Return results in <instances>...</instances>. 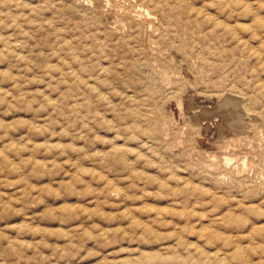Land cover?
<instances>
[{
	"label": "rangeland",
	"instance_id": "obj_1",
	"mask_svg": "<svg viewBox=\"0 0 264 264\" xmlns=\"http://www.w3.org/2000/svg\"><path fill=\"white\" fill-rule=\"evenodd\" d=\"M0 264H264V0H0Z\"/></svg>",
	"mask_w": 264,
	"mask_h": 264
},
{
	"label": "bare ground",
	"instance_id": "obj_2",
	"mask_svg": "<svg viewBox=\"0 0 264 264\" xmlns=\"http://www.w3.org/2000/svg\"><path fill=\"white\" fill-rule=\"evenodd\" d=\"M228 100H229V99H228ZM220 101H221V100H220ZM220 101H218V102L215 104V105H216L215 107H216V109H217V110L215 109V112H218V113H220V114H221V113L223 114L227 109H225V111H223V108H221V109H222V110H221V109H219V108H220L219 106H222V107H223V104H228L230 101L225 102V103L223 102L222 104L220 103ZM231 102H232V101H231ZM233 103H234V101H233ZM229 104H230V103H229ZM229 104H228V105H229ZM230 105H232V104H230ZM235 105H236V104H235ZM235 105H234V106H235ZM232 106H233V105H232ZM215 107H213L212 109L214 110ZM218 107H219V108H218ZM226 107H228V106L226 105ZM230 107H231V106H230ZM210 108H211V107H210ZM210 108L208 107V109H207V108L205 107V108H203L202 111H203L205 114H210V113H211V110H212V109H210ZM224 108H225V106H224ZM228 108H229V107H228ZM232 108H233V107H232ZM233 109H234V108H233ZM213 110H212V111H213ZM229 110H232V109L229 108ZM229 110H227V111H229ZM227 111H226V113H227ZM200 112H201V111H200ZM236 113H237V112H236ZM202 114H203V113H202ZM234 118H235V117H234ZM240 118H242V117H240ZM240 118H239V117L237 118V119H238L237 121H238L239 123H236L235 121H233V122H235V125H236V126H238V125L241 123ZM231 121H232V120H231ZM225 122H227V121H225ZM233 124H234V123L231 122L230 124L223 125V126H224V127H223L224 129H221V131H222V132H226L227 130L230 131V130L232 129V127H233ZM236 126H235V127H236ZM221 127H222V126H221ZM239 127H240V125H239ZM239 127H238V128H239ZM232 130H233V129H232Z\"/></svg>",
	"mask_w": 264,
	"mask_h": 264
}]
</instances>
